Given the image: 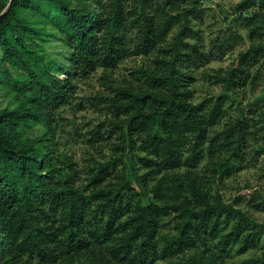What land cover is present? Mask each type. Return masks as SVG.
Wrapping results in <instances>:
<instances>
[{"label":"trees","instance_id":"1","mask_svg":"<svg viewBox=\"0 0 264 264\" xmlns=\"http://www.w3.org/2000/svg\"><path fill=\"white\" fill-rule=\"evenodd\" d=\"M9 3L0 0V264H157L187 252L186 264H224L223 252L261 245L264 223L249 209L264 213V196L227 203L214 187L245 159L264 105L240 103L212 129L258 76L264 0L236 6L255 9L244 17L250 48L214 71L222 94L200 103L194 69L224 54L187 42L201 0H12L2 14ZM130 57L149 61L119 83ZM98 70L112 118L88 136L96 151L107 138L113 155L88 153L81 168L62 149L63 113Z\"/></svg>","mask_w":264,"mask_h":264},{"label":"rangeland","instance_id":"2","mask_svg":"<svg viewBox=\"0 0 264 264\" xmlns=\"http://www.w3.org/2000/svg\"><path fill=\"white\" fill-rule=\"evenodd\" d=\"M9 1V0H6ZM11 1V0H10ZM242 0H201V8L193 16L192 28L196 35L187 38V42L198 43L203 46V50L211 52L215 50L217 44H223L224 54L215 50L214 59L210 63L202 64L194 69L196 82L193 86L194 100L200 103L211 97L222 94V85L213 79L214 71L228 69L237 63L240 53L246 52L250 48L248 30L245 26L244 17L251 15L255 9L248 12H239L236 6ZM257 10V9H256ZM176 31V30H175ZM173 31L168 42H172L175 37ZM55 53L60 60L67 56V48L62 44H54ZM144 57H130L117 69L115 79L120 83L122 79L131 77V73L147 63ZM253 75L257 74L256 80L248 84L244 89L237 90L236 98H230L227 102V115L212 129V134L224 130L229 120L238 117V105L243 107L256 108L260 112L259 105H264V59L251 69ZM102 70H98L90 78L80 81L77 86L76 98L73 106L64 110L62 129L66 133L62 135L61 142L63 150L84 168L88 164V153H92L99 161L107 160L113 155L107 138L99 142L100 149L97 151L91 146L92 142L88 133L97 125L107 127L111 121V113L107 109L105 96L109 95L108 89L102 85L100 80ZM61 78H65L64 75ZM252 79H250L251 82ZM103 97V98H102ZM253 103L255 106H250ZM6 102H1L0 107ZM255 123L253 134H251L246 144L245 159L236 164V168L230 178L223 181L218 187H214L222 195L227 203H234L239 198L244 205L250 200L251 194L258 192L264 196V121L259 113L254 115ZM142 172V171H139ZM138 190V188H137ZM251 216L259 223H264V213L249 209ZM216 245V243H214ZM188 252L172 260L158 261L157 264H186ZM224 264H264V238L261 245L247 253L239 254L237 250L225 251L221 254Z\"/></svg>","mask_w":264,"mask_h":264},{"label":"water","instance_id":"3","mask_svg":"<svg viewBox=\"0 0 264 264\" xmlns=\"http://www.w3.org/2000/svg\"><path fill=\"white\" fill-rule=\"evenodd\" d=\"M11 2H12V0L10 1L8 8L2 14H5L6 13V11L9 9V7L11 5Z\"/></svg>","mask_w":264,"mask_h":264}]
</instances>
